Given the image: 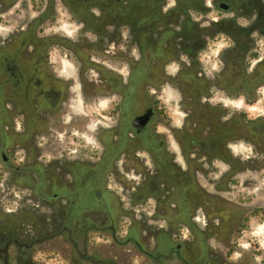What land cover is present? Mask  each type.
I'll use <instances>...</instances> for the list:
<instances>
[{"label": "rangeland", "instance_id": "1", "mask_svg": "<svg viewBox=\"0 0 264 264\" xmlns=\"http://www.w3.org/2000/svg\"><path fill=\"white\" fill-rule=\"evenodd\" d=\"M166 1L175 3V0ZM34 3V0L10 1L9 9L1 16L0 43L27 32L31 25L35 29L40 23L37 34L44 41L65 39L80 45L84 39L91 43L98 41L97 33L83 32L84 23L69 9L67 0H42L41 6ZM215 12L211 10L199 21L204 44L200 52L199 48L196 50L198 60L184 56V64L167 63L166 77L158 84L157 81L148 83L151 89L159 88L158 94L171 113L173 127L185 128L183 147L187 157L198 158L200 163V167L187 172L186 177L188 184L190 180L194 184L187 190V204H191L187 213L196 209L201 219L190 220L191 216L178 219L165 214L163 205V212H159L156 201L159 204L164 201L172 208L177 199L174 192L163 199L164 191L149 193L140 189L138 192L143 197L139 199L132 188L137 186V178L134 177L133 184L129 177L116 172L109 177L113 190L106 188V191L90 194L93 197L90 204L77 209L75 223H63L68 216L67 197L60 198L59 206L34 198L30 185L18 186L13 181L15 174L3 169L0 159L3 216L9 218L11 224L22 221L21 227L25 225L30 234L41 232L43 235L41 243H33L25 252L11 246L10 264H264L260 260L264 253L261 217L264 213L252 218L251 228L241 229L235 242L232 239L244 215L255 207L264 206V36L257 28L247 31L253 27L240 20L236 24L242 32H237L235 38L222 32L214 40L211 18ZM91 14L94 20L99 19V8L93 7ZM196 16L194 19L199 18ZM224 17L232 16L224 13ZM115 24L108 23L106 30L112 32ZM123 25L119 22L116 29L128 37ZM92 48L96 49L97 45ZM73 52L56 45L50 47V64L60 71L66 66L65 75L74 72L72 90L62 98L56 118L39 108L36 98L30 107L32 111L27 112L23 107L21 111L12 108L16 104L15 97L7 100L0 95V133L12 132L9 146L10 152L15 153L13 163L20 165L26 161L29 166L42 163L44 196L56 191L64 195L63 188L56 190L47 186V182H52L53 171L60 181L72 183L68 166L76 161L97 162L104 146L101 131L109 129L103 123L107 120L102 114H106L105 108L113 96L104 99L96 91L100 69L94 64L101 63V56L91 55V64L85 67ZM84 74L91 84L88 91L84 87ZM240 113H244L246 119ZM25 115L35 122L42 120L39 122L42 128L28 144L29 149L20 143L23 129L20 125ZM51 119H58L61 127L52 124ZM75 121L85 126L80 128L74 125ZM201 136L207 141L200 149L196 145L191 148V137L199 139ZM35 177L36 173L27 175V183H32ZM170 184V187L175 186V183ZM101 200L108 204L100 205ZM110 221L117 227L115 234L110 229L105 230ZM179 221L192 232L193 236L187 240L181 241L175 233ZM65 225L74 228V232L66 231ZM177 243H184L182 254L175 249ZM0 264H3L1 260Z\"/></svg>", "mask_w": 264, "mask_h": 264}, {"label": "flooded vegetation", "instance_id": "2", "mask_svg": "<svg viewBox=\"0 0 264 264\" xmlns=\"http://www.w3.org/2000/svg\"><path fill=\"white\" fill-rule=\"evenodd\" d=\"M10 1L0 0V23L3 21L1 16L4 11L10 7ZM34 1L36 6H41L42 0ZM67 3L78 19H82L83 32L97 33L98 41L91 43L84 39L83 45L65 39L44 41L37 34L41 23L35 29L32 25L29 26L27 32L0 43V95L5 96L7 100L10 96L15 97L16 100L13 101L16 104L12 108L19 111L25 108L23 111L27 112L32 111L30 107H33L36 98L40 103L39 108L51 112L52 117L56 118L62 98L72 90L74 72L65 75L63 71L66 66L60 71L50 64V47L56 45L69 52L74 51L85 67L91 64V55L101 56V63L94 64L100 69L96 91L104 99L113 96L105 108L106 114H102L107 120L103 121L105 127H109L101 131L103 150L94 164L76 161L68 166L72 183L60 181L59 175L53 171L50 180L52 182H47V186L52 189L56 187V190L63 188L65 196L56 191L51 196L45 195L49 200L43 199L45 196L42 192V163L38 162L32 166L27 165L26 161L20 165L13 163L15 153L10 152L9 146L11 131L0 133V159L3 169L10 174L13 171V181L19 184L18 186L30 185L34 198L44 200L51 206H59L60 198L67 197L65 205L69 217L66 216L62 220L63 223H75L77 209L90 204L93 198L90 194L100 190L106 191V188L113 190L109 177L116 172L129 177L133 184L134 177L137 178V186L132 188L139 199L143 197L142 193L138 192L140 189L149 193L164 191L166 193L163 199L174 192L173 196H177V199L172 208L164 201L162 204L156 201L159 212L165 211V214H172L178 219H187L188 216H191L190 220L201 219L196 209L187 213L191 206L187 204V190L194 184L191 180L188 184L186 177V173L199 168L200 163L198 158L187 157V151L183 147L186 141L185 128L173 127L171 113L158 94L159 88L151 89L148 83L151 81L156 84L157 81L158 84V81L166 77L167 63L184 64V56L198 60V54L204 44L200 37L199 21L213 9L216 12L211 18V25L214 26L212 39L217 40L222 32L235 38L237 32H242L236 24H239L240 20L253 27L247 31L257 28L264 36V1L175 0V3H170L166 0H67ZM93 7L99 8V19L94 20L91 14ZM224 13H229L232 17L226 18ZM195 14L199 18L194 19ZM113 22L117 24L113 25L112 32H108L106 26ZM119 22L124 24L128 37L116 29ZM19 36L20 39L17 40ZM94 44L97 45L96 49L92 48ZM64 54L67 56V53ZM124 67L126 71H123ZM84 76L85 74L84 87L88 91L91 84ZM240 115L246 119L244 113ZM51 121L61 127L58 119ZM39 122L42 120L35 122L25 115L20 125V128H23L20 143L26 149H29L28 144L33 142L35 133H39L42 128ZM74 125L81 128L85 123L75 121ZM204 138L191 137V148L196 145L200 149L201 144L207 141ZM196 151L199 152L198 149ZM24 157L27 158V153ZM30 173H36L37 177L28 184L26 176ZM169 183H175V186L170 187ZM99 204L108 203L101 200ZM259 209H264V206L255 207L244 215L242 222L232 233L233 241L238 238L241 229L248 231L251 228V219L262 212L259 211L253 216L250 213ZM262 219L264 221V218ZM172 224L173 221L170 222V225ZM22 225V221L18 220L11 224L9 218H5L0 210V260L3 264H10L11 246L18 252L23 249L25 252L33 243L42 242L41 232L30 234L25 230V225L21 227ZM69 227L65 225L64 229L71 234L75 229ZM107 229L115 234L117 227L110 221V226L105 227V230ZM175 229L181 241L193 236L183 221H179ZM182 244L184 243H177L175 247L179 254H182ZM262 254L260 260L264 263V253Z\"/></svg>", "mask_w": 264, "mask_h": 264}, {"label": "trees", "instance_id": "3", "mask_svg": "<svg viewBox=\"0 0 264 264\" xmlns=\"http://www.w3.org/2000/svg\"><path fill=\"white\" fill-rule=\"evenodd\" d=\"M259 211L260 212H262V213H264V209H259V210H255V211H253L252 213H250L252 216L253 215H256V214H258L259 213ZM261 214V213H260ZM262 218H264V215L263 216H261Z\"/></svg>", "mask_w": 264, "mask_h": 264}]
</instances>
